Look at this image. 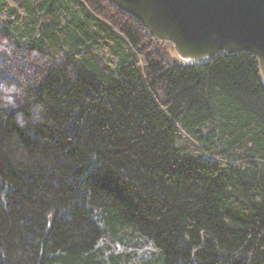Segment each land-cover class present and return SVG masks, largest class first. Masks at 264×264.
<instances>
[{"label":"trees","instance_id":"obj_1","mask_svg":"<svg viewBox=\"0 0 264 264\" xmlns=\"http://www.w3.org/2000/svg\"><path fill=\"white\" fill-rule=\"evenodd\" d=\"M104 2L0 0V264H264L257 57L185 62Z\"/></svg>","mask_w":264,"mask_h":264},{"label":"water","instance_id":"obj_2","mask_svg":"<svg viewBox=\"0 0 264 264\" xmlns=\"http://www.w3.org/2000/svg\"><path fill=\"white\" fill-rule=\"evenodd\" d=\"M175 55L202 64L220 52H250L264 79V0H111Z\"/></svg>","mask_w":264,"mask_h":264},{"label":"rangeland","instance_id":"obj_3","mask_svg":"<svg viewBox=\"0 0 264 264\" xmlns=\"http://www.w3.org/2000/svg\"><path fill=\"white\" fill-rule=\"evenodd\" d=\"M104 4L106 5V7L112 11V14H114V18H121V21L122 20H128V19H134L132 18L131 16H126L124 15L125 12L122 14V10L121 12H118V10L116 8H114L112 6V3H110L111 0H104ZM116 6V5H115ZM117 7V6H116ZM118 8V7H117ZM119 9V8H118ZM120 10V9H119ZM145 42H146V51L147 50H151L152 49V45L151 43L149 42V40L147 39V37L145 38ZM168 46H172L171 44L167 43ZM4 50H8L9 53H11L12 57H14V60L9 63H7L8 65L5 66V69H9L10 66H14V69L16 70L15 72L17 73V75L21 76V72H20V59L17 57L18 54L21 52L20 49H18L14 44L10 43L6 38L0 36V55L1 53H3ZM27 57H23L22 59L24 61H29V64L32 65V66H36V68L40 69L41 67H43L45 65V62L47 61V56L43 55V54H40L38 51H33V50H30L26 53ZM37 64V65H35ZM23 67V65L21 66ZM26 80V78L24 79V81ZM19 88V87H18ZM23 89V85L20 86V90ZM2 100H5L3 98H1Z\"/></svg>","mask_w":264,"mask_h":264}]
</instances>
